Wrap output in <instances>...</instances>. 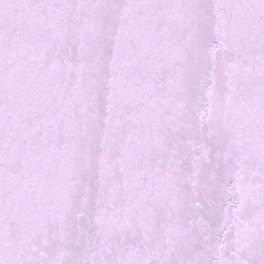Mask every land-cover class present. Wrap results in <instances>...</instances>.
<instances>
[{
    "label": "water",
    "instance_id": "95a60500",
    "mask_svg": "<svg viewBox=\"0 0 264 264\" xmlns=\"http://www.w3.org/2000/svg\"><path fill=\"white\" fill-rule=\"evenodd\" d=\"M0 170L40 264H264V0H0Z\"/></svg>",
    "mask_w": 264,
    "mask_h": 264
}]
</instances>
